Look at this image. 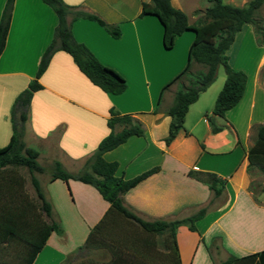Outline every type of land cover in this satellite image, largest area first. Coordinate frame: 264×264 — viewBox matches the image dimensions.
<instances>
[{
  "label": "crops",
  "instance_id": "crops-1",
  "mask_svg": "<svg viewBox=\"0 0 264 264\" xmlns=\"http://www.w3.org/2000/svg\"><path fill=\"white\" fill-rule=\"evenodd\" d=\"M63 1L118 25L120 34L113 37L90 18L70 20L73 37L83 42L102 63L118 71L126 86L118 93L103 91L88 80L68 53L54 50L38 77L41 87L32 92L23 122L22 139L37 150L38 162L55 159L65 169L76 170L108 132L105 122L108 108L131 113L141 122L143 133L129 135L103 151L102 157L116 160L114 173L123 177L153 165L158 169L125 191L122 203L143 219L183 217L206 204L204 215L194 222L195 230L184 224L176 226L180 264H215L229 254L242 255L264 248V206L247 189L250 177L245 158L252 143L251 126L264 122V76L259 75V69L264 66V44L255 42L251 24L243 23L226 49L229 64L242 70L246 79L239 99L224 110L223 117L214 116V121L224 124L223 127L210 132L204 115L211 108L209 105L197 104L192 108L194 114L188 116L190 107L210 83L188 104L183 128L165 144L163 137L169 115L164 110L172 101L176 84H169L157 99L161 87L185 65L193 31H182L174 37L172 46L165 48L162 24L153 14H139L141 0ZM223 1L242 5L247 0ZM3 2L0 0V11ZM170 3L185 12L188 23L200 15L193 12L195 9L207 5L201 0H170ZM55 23L54 11L42 0H13L0 52V146L6 144L12 132L13 100L34 76L39 55L49 42ZM195 63H191V69ZM121 127L122 124L115 123L113 130ZM190 172L224 177L221 192L213 195L207 180L197 179ZM50 181L69 188L74 202L77 197V201L85 204L83 215L77 212L69 220L72 226H81L82 242L102 218L108 202L89 183L72 178ZM222 195L224 202L212 203L216 196ZM50 204L53 218L59 206L55 201ZM191 204L193 211H184ZM145 233L133 224L127 225L119 216H107L101 230L93 234L105 240L106 245L78 249L73 246L74 234H68L64 240L61 230H52L30 264H123L125 261L169 264L164 241L155 245L153 239L145 247ZM206 240L213 243L214 250L207 249ZM218 252L225 255L214 258Z\"/></svg>",
  "mask_w": 264,
  "mask_h": 264
},
{
  "label": "trees",
  "instance_id": "trees-1",
  "mask_svg": "<svg viewBox=\"0 0 264 264\" xmlns=\"http://www.w3.org/2000/svg\"><path fill=\"white\" fill-rule=\"evenodd\" d=\"M42 1L54 11L56 23L49 42L39 55L34 76L13 100L12 132L6 144L0 146V253L8 247L16 249L13 251L15 254L13 262L0 258V264H30L50 231L61 230L58 222L51 216V204L45 197L36 174L43 172L45 167L36 159L37 150L26 145L22 139L23 122L30 96L34 90L41 87L38 77L46 67L52 52L61 49L68 53L88 80L103 91L118 93L126 86L125 78L118 71L102 63L83 42L73 37L70 20L75 17L90 18L113 37L120 34L118 25L107 22L95 12L75 8L63 0ZM205 1L207 5L204 8L194 10V12H200V15L193 23H188L185 12L174 7L170 0H141L140 3V15L153 14L162 24V45L165 48L171 47L174 37L182 31L191 29L194 33L187 48L185 65L161 87L158 95L157 101L163 89L171 83L176 84L172 101L164 110L169 115L167 133L163 137L165 144L169 143L183 128L188 104L194 101L198 93L214 79L218 65L223 68L224 79L215 95L211 112L204 115L209 123L210 132H216L223 127L224 124L214 121V116L223 117L224 110L239 99L246 79L242 70L235 69L229 64L226 54L228 45L241 25L245 22L250 23L255 42L258 45L264 44L262 24L264 0H247L242 5H234L223 0ZM12 4L13 0H4L0 11V52L4 46ZM260 9H262L261 12H259ZM192 62L199 63L204 68L193 70L190 67ZM259 75L264 76V66L259 69ZM105 122L109 128L108 132L97 142L94 150L79 169L67 170L55 159L51 161L49 169L50 180L59 178L67 181L68 178H72L89 183L108 202L102 218L90 229L80 247L104 245L105 240L98 239L93 234L101 230L103 220L107 216L115 215L130 220L143 232L164 234V246L168 247L169 264L171 261L172 264H180L175 241L176 226L184 224L188 229L195 230L194 222L204 215L205 206H200L186 216L173 219H143L126 207L122 203V194L141 179L155 172L158 166H150L130 177L116 175L114 171L117 161L104 159L102 152L116 146L131 134L141 135L143 126L131 113H121L113 107L108 108ZM115 123L122 124V127L119 130H113ZM251 127L254 136L245 152L246 170L251 172L255 168L260 171L264 179V122L255 123ZM19 167L25 168L28 172L33 195L26 192L24 176L18 170ZM190 174L197 179H206L207 186L212 190L213 195L221 192L225 182L224 177L215 174H205V176H199L194 172ZM110 245L113 246L116 243ZM149 245L150 240L145 238L143 246ZM123 264L135 263L125 261ZM216 264H264V248L242 255L229 254Z\"/></svg>",
  "mask_w": 264,
  "mask_h": 264
},
{
  "label": "rangeland",
  "instance_id": "rangeland-1",
  "mask_svg": "<svg viewBox=\"0 0 264 264\" xmlns=\"http://www.w3.org/2000/svg\"><path fill=\"white\" fill-rule=\"evenodd\" d=\"M201 1L206 2L205 0H201ZM234 1H236V3H238L237 1H239V0H234ZM262 9H260L259 12H261ZM195 10H197V9H195ZM194 13L197 14L198 12H194ZM195 64L196 65H195L194 69H203L204 68L199 63H195ZM223 79H224L223 68H222L221 65H218L216 67V73H215L214 79L210 82L211 84L209 83L210 85L208 84L209 86L207 85L208 86L207 89H205L200 94V96L198 97L196 103H194V105H192V107H190V109H189L190 111H188L189 112L188 116L191 117L194 114L195 111L192 108L194 106H197V104H199V103L201 105H209L208 107H212L213 101H214L213 98L215 97V95L217 93L215 91L217 89H219ZM215 86H217V87H215ZM210 112H211V108L208 110L207 113L209 114ZM190 117H188V118H190ZM186 123H187V119H186ZM253 136H254V131L252 129V135H251L252 139H253ZM39 163H41L45 167L43 172H40V173L37 172L36 173L37 177L39 179L40 185H41V187H42V189L44 191V195H45V197L48 198V200L50 202H53V201L57 202L58 206L60 207V208L56 207L55 214L53 215V218L60 225L61 236H64V240H65L66 236L68 234H70V235L74 234L75 235L74 238H76V239L73 240L74 243H75V245H73V246H76V248L78 247V249H83V248H86L88 246H93V245H87V246L80 247L84 243V240H85V239H83V241L81 242L82 239L80 238V234H81L82 228H81V226L77 227V225H75V224H73V226H72L71 222H69V220L73 219L72 216H74L77 212L79 213V215H83L84 210H85V204L82 201H80V202H79V200L77 201L76 200L77 197H75V202H74V197H72L71 192L69 193L70 190H68L63 185H59L58 186L59 183L56 184L55 181L54 182L50 181V179H49V169H50L51 162L39 161ZM81 165L82 164H80V166L77 169H79L81 167ZM18 170L24 176V187H25L26 192L29 195H33V191H32L31 185L29 183L28 172L23 167H19ZM73 171H75V170H73ZM248 174H249L250 179H249V182H248V185H247V189H248L249 193L252 195V198L255 201H257V202H260L264 206V179L262 177V174L260 173V171H258L255 168H253L251 170V172H248ZM211 193H212V190H211ZM201 194H202V192H201ZM224 198H225L224 195L216 196L213 199L212 203H216V202L218 203L220 201L224 202ZM205 205L206 204H204L202 206H205ZM190 206H191V208H185L184 211H190V212L193 211L192 204ZM71 209H72V211H71ZM231 212L232 211H230L228 214H231ZM174 218H178V217L176 216ZM120 220H125V222H127V225L128 224H133L134 226H136V228H139L137 225H135L130 220H126V219L121 218V217H120ZM123 224H124V222H123ZM129 226H128V228H130ZM71 227L72 228H78V230L77 231L73 230ZM145 234L147 236H149V237L146 236L147 240L152 241L154 239L153 242L156 243L155 245H157V244L158 245H162L161 243H162V240L164 241V239H162L165 236L164 234H162V235L161 234L154 235L153 233H145ZM205 243H206V246L208 247L207 249L212 247V249L214 250V248L212 246L213 243L211 241L206 240ZM163 246H164V242H163ZM13 251H16V249L10 248V247H8L6 250L4 249L0 253L1 254L0 258H2L3 260H6L8 262H13L14 256H15ZM217 251H219V249H217ZM224 255H225L224 252L222 254H221V252H218L214 256V258H219V257H222Z\"/></svg>",
  "mask_w": 264,
  "mask_h": 264
}]
</instances>
